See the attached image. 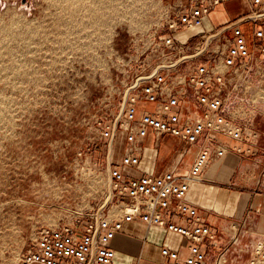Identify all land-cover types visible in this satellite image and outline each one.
Here are the masks:
<instances>
[{
  "label": "built area",
  "instance_id": "obj_1",
  "mask_svg": "<svg viewBox=\"0 0 264 264\" xmlns=\"http://www.w3.org/2000/svg\"><path fill=\"white\" fill-rule=\"evenodd\" d=\"M233 1L237 0H189L175 10L165 24L166 33L150 41L136 73L124 82L118 113L98 122L102 143L123 135L127 145L120 163L105 169V199L69 224L37 228L17 264H113L111 242L124 224L132 222L189 243L183 257L161 246L160 255L168 264H264V238L253 240L246 231L248 214H257L256 209L229 224L222 245L187 200L191 185L202 181L210 164L229 152L252 154L259 140L264 0H242L245 10L218 27L193 33L203 28L217 6ZM189 32L186 39L179 37ZM164 136L179 140L183 153L198 145L189 170L138 177L123 172L139 164L144 140L152 138L157 147Z\"/></svg>",
  "mask_w": 264,
  "mask_h": 264
},
{
  "label": "rangeland",
  "instance_id": "obj_2",
  "mask_svg": "<svg viewBox=\"0 0 264 264\" xmlns=\"http://www.w3.org/2000/svg\"><path fill=\"white\" fill-rule=\"evenodd\" d=\"M188 1L0 0V264H17L37 228L103 202L98 122L118 113L124 82ZM256 129L264 143L262 113ZM263 153L241 156L234 174L253 207L264 199Z\"/></svg>",
  "mask_w": 264,
  "mask_h": 264
},
{
  "label": "crops",
  "instance_id": "obj_3",
  "mask_svg": "<svg viewBox=\"0 0 264 264\" xmlns=\"http://www.w3.org/2000/svg\"><path fill=\"white\" fill-rule=\"evenodd\" d=\"M234 4H238L239 9L246 8L242 0L219 5L205 19L203 28L194 30L193 33L210 26L218 27L233 18L237 12L230 13L228 8ZM191 33L180 34L179 37L186 39ZM261 113L264 114V109ZM165 137L160 139L157 147L153 145L152 138L144 140L141 143L139 164L135 168H124L123 172L138 177L159 175L170 170L178 173L189 170L199 149L198 145L192 146L183 153V146L179 140ZM228 144L230 147L233 146L231 142ZM244 149H247V146ZM260 150H264V143L258 140L252 154L229 152L221 161L210 164L203 174L202 181L191 185L187 194V200L198 208L206 224L217 232L222 245L227 242L229 224L240 222L250 208L253 210L259 208V211L257 210L259 217L252 212L248 214L247 237L253 240L264 238V199L261 201L254 199V207L253 201L248 205L249 198L246 197L247 193L244 190L245 181L242 176L234 175L236 170L240 173L244 172V167L239 165L241 156L254 155ZM98 151L103 156L105 169H108L111 163L119 164L127 151L124 136L117 135L103 143ZM255 167L252 168L253 171ZM161 246L175 249L183 257L187 253L189 243L176 234L147 227L141 222L124 224L122 231L111 242L116 254L113 264H168L160 255Z\"/></svg>",
  "mask_w": 264,
  "mask_h": 264
},
{
  "label": "bare ground",
  "instance_id": "obj_4",
  "mask_svg": "<svg viewBox=\"0 0 264 264\" xmlns=\"http://www.w3.org/2000/svg\"><path fill=\"white\" fill-rule=\"evenodd\" d=\"M112 1V0H111ZM132 3H134V2H132ZM129 8H131V7H129ZM93 9V8H92ZM91 10V9H90ZM94 10V9H93ZM100 10V9H99ZM92 12V11H91ZM95 17V16H94ZM57 193V192H56Z\"/></svg>",
  "mask_w": 264,
  "mask_h": 264
}]
</instances>
